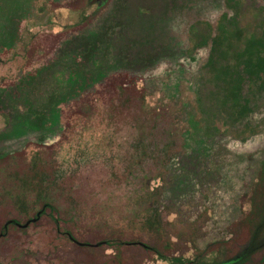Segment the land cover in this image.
I'll return each instance as SVG.
<instances>
[{"label":"rangeland","instance_id":"1","mask_svg":"<svg viewBox=\"0 0 264 264\" xmlns=\"http://www.w3.org/2000/svg\"><path fill=\"white\" fill-rule=\"evenodd\" d=\"M0 53L10 194L56 205L90 240L152 217L178 256L246 241L230 229L264 160V0H0ZM10 194L0 221L24 224ZM25 228L0 236V264H117L48 216ZM121 256L167 264L138 246Z\"/></svg>","mask_w":264,"mask_h":264},{"label":"trees","instance_id":"2","mask_svg":"<svg viewBox=\"0 0 264 264\" xmlns=\"http://www.w3.org/2000/svg\"><path fill=\"white\" fill-rule=\"evenodd\" d=\"M42 7L43 6L40 8ZM80 19L81 16L78 20ZM32 37L33 35L31 34L30 40L25 37L23 38L26 62L33 58L35 50V41ZM18 38L21 39L22 35ZM8 49L7 54L10 53L12 48ZM213 52H215V47L213 48ZM0 56L2 57V55ZM1 57L0 63L2 62ZM213 58L212 55V60ZM13 156L14 154H10L0 158V160L13 158ZM35 159L36 158H33L28 169L34 167L36 163ZM25 173V171L20 173L13 172L10 175L13 179L19 181L17 185V187L20 186L19 190L23 187L22 181L25 179L23 177ZM9 194L10 190L0 185V196L5 197ZM10 195L13 208L19 213H24L26 215V219L23 220V223L36 218L38 213H40V217L48 216L58 234H62L69 242L78 240L84 243L80 248L88 249L91 248V246L87 243H97L101 247L104 246L111 249L113 252L111 261L113 263L125 264V260L121 256L122 250L126 247L138 246L148 253L151 258L162 259L167 264H264V160L256 178L250 185L249 191L242 195V217L237 223L233 224L230 229L232 237L245 233L246 241L242 243L237 251L235 250L232 253L226 252V254L222 256V259H218L214 256L210 258L212 254L217 252L216 248L218 244L215 243L210 244L206 251H198L193 258L187 257L184 254L178 256L175 254L174 250H172L170 241L167 239L164 240L165 232L162 228V224L157 219H152V217L145 221L142 220L141 222L133 221L127 227L111 228L108 232L97 233L94 235L93 239L90 240L86 238L85 234L88 233L87 231L89 229H78L75 223H73L70 218H67L56 205L39 197L34 199L33 202L27 203L24 195H22L20 191H14ZM246 206H248V209ZM16 222H19V220L15 217H5L0 221V236H7L12 229L21 231L26 230V228L17 226L15 224ZM6 224H8L7 227ZM142 231L147 234L144 238L141 236ZM140 242L144 243L142 244L143 247L140 246ZM228 243H231L230 239L226 241V244ZM157 244L159 246H157Z\"/></svg>","mask_w":264,"mask_h":264},{"label":"water","instance_id":"3","mask_svg":"<svg viewBox=\"0 0 264 264\" xmlns=\"http://www.w3.org/2000/svg\"><path fill=\"white\" fill-rule=\"evenodd\" d=\"M102 1H100V3H101ZM40 217V213H38V215H37V218H35V219H32V220H28L26 223H24V224H19L18 223V225L20 226V227H27L32 221H35V220H37L38 218ZM6 226H7V224H6Z\"/></svg>","mask_w":264,"mask_h":264},{"label":"flooded vegetation","instance_id":"4","mask_svg":"<svg viewBox=\"0 0 264 264\" xmlns=\"http://www.w3.org/2000/svg\"><path fill=\"white\" fill-rule=\"evenodd\" d=\"M36 218H37V217H36ZM34 219H35V218H34ZM31 220H32V219H31ZM32 222H34V221H32ZM32 222H31V223H32ZM18 223H19V222H16L15 224H16L17 226H19ZM31 223H30V224H31ZM19 224H20V223H19ZM7 226H8V224H7ZM7 226H6V227H7ZM28 226H29V225H28ZM19 227H20V226H19Z\"/></svg>","mask_w":264,"mask_h":264}]
</instances>
